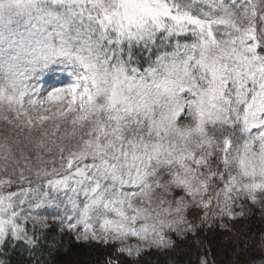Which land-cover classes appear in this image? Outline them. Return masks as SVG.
<instances>
[{"label":"snow or ice","instance_id":"obj_1","mask_svg":"<svg viewBox=\"0 0 264 264\" xmlns=\"http://www.w3.org/2000/svg\"><path fill=\"white\" fill-rule=\"evenodd\" d=\"M258 48L264 0H0V120L29 130L26 143H0V247L34 253L26 225L51 218L60 232L82 227L78 240L168 248L165 229L194 230L186 197L207 209L210 188L221 216L243 215L232 202L264 194ZM50 68L43 90L31 82ZM154 189L171 199L154 206Z\"/></svg>","mask_w":264,"mask_h":264},{"label":"trees","instance_id":"obj_2","mask_svg":"<svg viewBox=\"0 0 264 264\" xmlns=\"http://www.w3.org/2000/svg\"><path fill=\"white\" fill-rule=\"evenodd\" d=\"M264 53L263 49H259ZM259 202L247 200L234 218L200 224L180 235L170 234L168 248L145 246L139 254H120L118 244L102 240H78L74 232H60V225L47 221V227L29 221V236L40 237L34 253L22 243L10 241L0 247L3 264H264V194Z\"/></svg>","mask_w":264,"mask_h":264},{"label":"rangeland","instance_id":"obj_3","mask_svg":"<svg viewBox=\"0 0 264 264\" xmlns=\"http://www.w3.org/2000/svg\"><path fill=\"white\" fill-rule=\"evenodd\" d=\"M253 2L258 3L259 0H253ZM53 67H55V69H56V75L58 77H60L62 80L68 77V71L67 70L61 71V69L64 68L63 65H58V66H53ZM52 78H53V72H52V70L50 68L49 70L45 71L41 75L39 81L33 80L31 82L32 83H39L40 86H41V89L43 90V88L46 86V84L51 83ZM43 94L44 93L42 91V95ZM182 122H185V121H182ZM63 130L64 129L61 128V133L63 132ZM49 133H51V129H49ZM209 134L210 135L214 134L213 130L211 128H209ZM28 135H29V130L27 128H25L24 132L22 134H20V129L16 128L14 126V124H9V123H7L4 120H0V143L7 142L8 144L11 145L13 143V141H15V140L24 141V137L28 136ZM40 135H41V133H40L39 130H33L31 132V137L34 138V139L39 138ZM59 135H60V133H57V137ZM238 135L239 134L237 133V136ZM24 142L26 143V141H24ZM237 142H242V138L240 140H238ZM21 147H23V144H21ZM41 154L43 155V158L45 160L52 158L50 153L42 152ZM18 155H19V153L17 152V156ZM25 155L29 159H31L33 163H35L36 150L32 146H29L26 149ZM56 166L58 167V164ZM49 167H51V166H49ZM215 167H216V165L213 164V169H215ZM220 170L221 171L223 170V166L222 165H220ZM10 172H11V169H9V173ZM9 173H4V175L7 176ZM167 178H168L167 171L162 172L161 173V182L162 183L165 182ZM212 183L215 185L216 188H220V187L223 186L222 184H220L217 181H213ZM11 190L14 191V190H16V188L13 187ZM169 191H173L174 195H181L182 194V192L180 190L169 189ZM154 193H155V195L153 196V204H154V206H156L157 201L160 198H163V199H166V200L171 199L170 196H165L164 189H154ZM208 195H211L213 197V202L209 206V208H207V209H205L203 207H198L196 204H194V203H192L190 201V198L186 197V203L188 204V207L186 209L182 210L181 215L185 216L186 221H187L188 224H192L195 227H197L200 224H210V223H213L215 221L223 220L224 218H229L227 215L221 216L219 214V210L217 208L216 201H215V192L211 188L209 190V193L206 194L204 198L207 199ZM258 195H260V194L258 193ZM197 199H199V197ZM247 200H250V199H248L247 197L241 195V197L239 199L233 201L232 202L233 203V207L231 209L232 212L234 214H239L241 209L245 206V203H246ZM165 206H167V204ZM173 207H175L174 204H173ZM205 212L209 213V219L201 221V217L204 215ZM214 212L216 213V215H213ZM41 215H44V213L41 212ZM169 218L171 219L173 217H169ZM48 222H53V221L51 220V218H49ZM139 223L140 222H138L137 226H139ZM186 228H187V224L180 226L181 231H172V230L165 229V235L169 239V237H170L169 235L170 234L175 233L176 235H180V234L185 232L184 229H186ZM82 232H83V228L80 227L76 232H74V234L77 237ZM108 242L116 243V244L119 245L120 248L122 246L127 245V244L143 243L145 246H147V244H148L147 241L141 242L135 237H129L128 240L124 241V242L111 241V240H109Z\"/></svg>","mask_w":264,"mask_h":264}]
</instances>
